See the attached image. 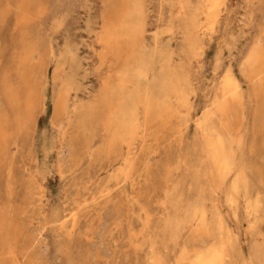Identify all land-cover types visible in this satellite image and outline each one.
I'll return each instance as SVG.
<instances>
[{"label": "rangeland", "instance_id": "1", "mask_svg": "<svg viewBox=\"0 0 264 264\" xmlns=\"http://www.w3.org/2000/svg\"><path fill=\"white\" fill-rule=\"evenodd\" d=\"M213 263L264 264V0H0V264Z\"/></svg>", "mask_w": 264, "mask_h": 264}, {"label": "bare ground", "instance_id": "2", "mask_svg": "<svg viewBox=\"0 0 264 264\" xmlns=\"http://www.w3.org/2000/svg\"><path fill=\"white\" fill-rule=\"evenodd\" d=\"M214 4V3H213ZM215 5V4H214ZM216 7V6H215ZM130 14H128V16H129ZM131 28H132V26H131ZM133 29V28H132ZM119 31H124V29H123V27H121V28H119ZM126 32V31H125ZM129 33V32H128ZM126 34V33H125ZM132 35V34H131ZM135 35V34H134ZM131 37V36H130ZM133 40V39H132ZM247 58V57H246ZM254 59V58H253ZM259 59V58H258ZM248 64V63H247ZM228 82V81H227ZM227 85H228V83H227ZM225 87H226V85H225ZM120 123H122V122H120ZM129 125V124H128ZM127 125V122H125V123H122L121 125H120V127H121V130H126V126H128ZM220 147V146H219ZM217 149H215V147L214 148H212V152L213 151H216ZM219 150V149H218ZM211 157V156H210ZM214 158H211V160H212V163H213V165H214V167H215V169H216V164L217 163H220L221 164V166H222V163H221V161H220V159L219 158H217L218 157V155H217V152H216V154L213 156ZM212 167V166H211ZM213 168V167H212ZM219 168V167H218ZM215 262V261H214ZM213 264H215V263H213Z\"/></svg>", "mask_w": 264, "mask_h": 264}]
</instances>
